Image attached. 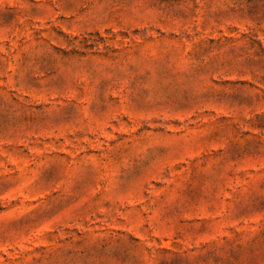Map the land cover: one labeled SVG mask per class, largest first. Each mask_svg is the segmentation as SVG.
<instances>
[{
    "label": "rangeland",
    "instance_id": "rangeland-1",
    "mask_svg": "<svg viewBox=\"0 0 264 264\" xmlns=\"http://www.w3.org/2000/svg\"><path fill=\"white\" fill-rule=\"evenodd\" d=\"M0 264H264V0H0Z\"/></svg>",
    "mask_w": 264,
    "mask_h": 264
}]
</instances>
